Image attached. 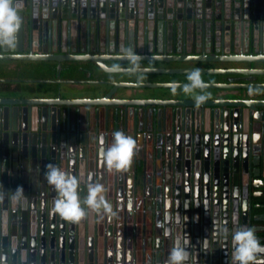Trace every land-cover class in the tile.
<instances>
[{
	"label": "water",
	"instance_id": "obj_1",
	"mask_svg": "<svg viewBox=\"0 0 264 264\" xmlns=\"http://www.w3.org/2000/svg\"><path fill=\"white\" fill-rule=\"evenodd\" d=\"M15 3L21 25L0 61L58 74L0 86V264H165L177 238L185 264H231V231L258 232L264 207V0ZM122 48L142 57L137 72ZM194 67L207 87L186 91ZM117 129L138 145L122 171L101 158ZM48 164L78 177L81 198L101 183L111 210L56 214Z\"/></svg>",
	"mask_w": 264,
	"mask_h": 264
},
{
	"label": "clouds",
	"instance_id": "obj_2",
	"mask_svg": "<svg viewBox=\"0 0 264 264\" xmlns=\"http://www.w3.org/2000/svg\"><path fill=\"white\" fill-rule=\"evenodd\" d=\"M21 20L22 17L15 0H0V46L6 48L15 47L16 33L20 28ZM121 52L131 64L127 71L137 72L139 61L142 57L131 48H122ZM107 70L109 72L120 71V65L113 64ZM187 80L189 83L183 86L186 91L207 87L202 79L199 67H194L187 73ZM173 91H175V86H173ZM205 100V94H199L195 97L197 104ZM112 136L113 141L110 146L101 149V158L109 169L126 170L137 151V140L119 129L113 131ZM44 179L57 193L53 200L52 210L68 221L74 222L84 217L86 214L84 206L94 211H98L101 208L105 212L111 210V206L103 194L105 188L101 183H89L86 195L81 198L79 179L70 171L55 164H48L44 172ZM22 194V187L19 186L13 192L14 196ZM228 232V228H220V233L225 235V238ZM188 243L187 239L181 242L177 238L168 253L165 264H185L189 255L187 251ZM231 243V264H264V243L260 242L253 227L246 224H238L231 231Z\"/></svg>",
	"mask_w": 264,
	"mask_h": 264
},
{
	"label": "crops",
	"instance_id": "obj_3",
	"mask_svg": "<svg viewBox=\"0 0 264 264\" xmlns=\"http://www.w3.org/2000/svg\"><path fill=\"white\" fill-rule=\"evenodd\" d=\"M51 64H48V66H46V70L49 71V67L50 66H57V63L55 62H48ZM45 67V63L44 62H30V61H0V75H2V73L4 75H7L10 77V79H25V78H53V79H57V69L56 72H54V77H51L50 73H48L47 71H43L41 69H37L39 68V66ZM2 72V73H1ZM62 77L65 78H69L71 76L68 75V73L64 72L62 74ZM123 78H127L126 75H123ZM5 79L3 76H0V80ZM9 79V78H7ZM24 84H28L27 86L29 88H33L34 86H36V83H24ZM33 84V85H32ZM32 85V86H31ZM59 83H54V85L50 84V86H54L55 88L59 87ZM0 86L4 87V88H8L9 86L7 84H4V82L0 81ZM38 86V84H37ZM44 87H49V85L47 83H44ZM10 88V87H9ZM264 178V176H263ZM261 192H264V188H261V190L259 189H255ZM255 201L257 203H264V196H260L257 197L255 199ZM255 213H259L260 214V218L255 221V224L258 225V232H256L258 238L260 239L261 243H264V207L261 208H255Z\"/></svg>",
	"mask_w": 264,
	"mask_h": 264
},
{
	"label": "trees",
	"instance_id": "obj_4",
	"mask_svg": "<svg viewBox=\"0 0 264 264\" xmlns=\"http://www.w3.org/2000/svg\"><path fill=\"white\" fill-rule=\"evenodd\" d=\"M45 63V67H42L41 66V70H43V71H47L46 70V66H48V64H51V63H48V62H44ZM37 69H40V66H39V68H37ZM48 73H50V75H51V77H54V72H56V67L55 66H50L49 67V71H47ZM2 73V72H1ZM0 76H3L5 79H4V81L3 80H0V81H2V82H4V84H7L9 87L11 86V85H16V87H18V86H20V85H24V82H23V80H21L20 82H13V80L12 79H10V77L9 76H7V75H4L3 73H2V75H0ZM7 78H9V79H7ZM31 84V83H30ZM33 85V84H32ZM31 85V86H32ZM38 86H44V84H41V83H39L38 84Z\"/></svg>",
	"mask_w": 264,
	"mask_h": 264
},
{
	"label": "flooded vegetation",
	"instance_id": "obj_5",
	"mask_svg": "<svg viewBox=\"0 0 264 264\" xmlns=\"http://www.w3.org/2000/svg\"><path fill=\"white\" fill-rule=\"evenodd\" d=\"M246 36H247V31H246ZM81 77H83V78H87V75H83V76H81Z\"/></svg>",
	"mask_w": 264,
	"mask_h": 264
}]
</instances>
